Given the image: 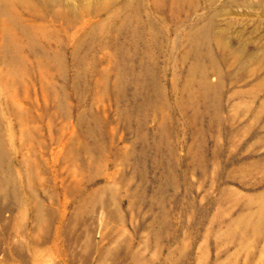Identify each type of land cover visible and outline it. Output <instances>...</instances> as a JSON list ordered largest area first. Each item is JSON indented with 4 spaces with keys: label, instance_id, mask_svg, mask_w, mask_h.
Here are the masks:
<instances>
[{
    "label": "rangeland",
    "instance_id": "obj_1",
    "mask_svg": "<svg viewBox=\"0 0 264 264\" xmlns=\"http://www.w3.org/2000/svg\"><path fill=\"white\" fill-rule=\"evenodd\" d=\"M163 1L0 0V264H264V0Z\"/></svg>",
    "mask_w": 264,
    "mask_h": 264
},
{
    "label": "bare ground",
    "instance_id": "obj_2",
    "mask_svg": "<svg viewBox=\"0 0 264 264\" xmlns=\"http://www.w3.org/2000/svg\"><path fill=\"white\" fill-rule=\"evenodd\" d=\"M58 2L59 0H4V3L7 6V10H11V14H9L7 16V18L5 20L2 21V28H1V37L2 39L6 40L7 42L9 41L12 45V47L14 48V51H16V55H18L16 58L13 57V59H18V57H20L21 59H18L19 63H22L25 59H24V55H20V45L18 44V39L21 37L25 38V39H30L31 38V31L35 28H37V26H39V24L37 23H32L29 20L24 21V19L22 18L21 14H23L22 12H26L29 15L32 14H38L41 11V8L44 7H48L49 5H51V3L53 2ZM62 1V0H60ZM154 2V6H156L157 8H161L163 7L164 4H166L163 0H153ZM171 6L175 7V5L177 6L179 4V6H184V5H192L193 0H171ZM5 4H0V10L5 6ZM17 5V7L19 8L18 10L14 9L15 6ZM174 9V8H173ZM207 27H209V24L206 23L202 26H200L201 29L196 30L194 33V36H202V38H204L205 40H207L209 38V34H208V30ZM32 29V30H31ZM192 33V34H193ZM46 37H52L54 38L55 36L52 34L49 35H45ZM216 38V37H215ZM220 39V37H217ZM221 40V39H220ZM197 49V48H196ZM225 50V48H224ZM225 51H229L230 53H232L234 55V57L236 55H238L237 51L231 49L230 47L227 48ZM198 54H199V50H196V59H198ZM11 63L13 64H17V62L12 61ZM28 71V70H27ZM28 72L23 70H19L18 74L19 76H24L25 74H27ZM46 76V77H44ZM47 73L42 72L41 73V78L40 80L44 83L43 84V88L45 91H49V85L50 83L47 81ZM59 95V94H58ZM62 98V97H61ZM60 98V99H61ZM57 101H59V96H57ZM57 106L60 107L59 103H57ZM11 185H7L6 184L2 185V187L0 188V195L3 197H15L16 196V190L12 189L13 187H10ZM12 189V190H11ZM160 203V202H159ZM40 205V204H39ZM161 215V213H160ZM40 216H42V214L38 215V217L40 218Z\"/></svg>",
    "mask_w": 264,
    "mask_h": 264
}]
</instances>
